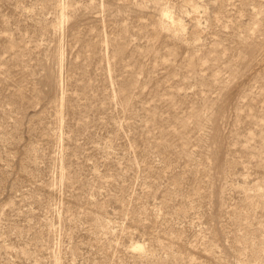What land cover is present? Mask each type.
<instances>
[{"label": "rangeland", "instance_id": "obj_1", "mask_svg": "<svg viewBox=\"0 0 264 264\" xmlns=\"http://www.w3.org/2000/svg\"><path fill=\"white\" fill-rule=\"evenodd\" d=\"M0 264H264V0H0Z\"/></svg>", "mask_w": 264, "mask_h": 264}]
</instances>
